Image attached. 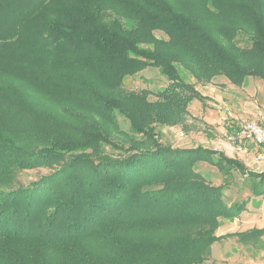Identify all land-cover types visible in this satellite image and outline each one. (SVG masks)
<instances>
[{
    "label": "trees",
    "instance_id": "trees-1",
    "mask_svg": "<svg viewBox=\"0 0 264 264\" xmlns=\"http://www.w3.org/2000/svg\"><path fill=\"white\" fill-rule=\"evenodd\" d=\"M148 67L171 81L154 99L124 89ZM220 76L264 84V0H0V264L207 262L220 222L245 209L194 168L213 151L166 147L158 127L181 123L199 82ZM32 92L122 117L142 139L95 119L75 128ZM42 166L51 173L17 185Z\"/></svg>",
    "mask_w": 264,
    "mask_h": 264
},
{
    "label": "rangeland",
    "instance_id": "rangeland-1",
    "mask_svg": "<svg viewBox=\"0 0 264 264\" xmlns=\"http://www.w3.org/2000/svg\"><path fill=\"white\" fill-rule=\"evenodd\" d=\"M190 7L199 9V12L195 10L194 14L199 24L203 25L212 37H216L229 47V42L219 34L217 21L213 15L209 14L199 1H193ZM131 26L132 23L127 22V27ZM155 35L161 40L166 39L162 33L156 32ZM144 48L151 51L155 46H144ZM160 49L164 50L166 47L161 46ZM170 82L161 68L148 67L139 74L128 77L124 89L136 93L147 92L151 94L150 99H154L153 94ZM245 83L244 88L237 87L223 76L209 81L201 80L197 90L203 101L194 100L189 104L191 112L186 116H179L178 119H182L181 123H173L174 125L170 127H158L161 143L166 147L174 150L213 151V161L219 162L218 165L210 161H202L194 168L214 185H224L226 201L229 205H242L245 209L236 218L224 219L220 222L216 236L225 238L211 245L207 253L208 261L203 264H264V168L255 163V156L244 157L243 154L246 153L239 150L240 146L245 147V143L252 141L241 138L234 140L228 136V133H224V129L234 126L228 110L234 112V108L246 107L250 111L264 113L263 82L254 77H247ZM228 85L233 88L229 90ZM226 92L234 96L238 95L236 103L230 102L227 107L213 99L225 98ZM32 95L37 105L43 106L45 113L70 123L75 128H84L95 119L111 131L113 138L124 141L131 138L138 142L142 139V136L122 117H119L115 124L113 121H107L105 116L85 110L83 106L79 108L77 104H69L65 108L57 105L56 101L41 97L34 92ZM243 104L245 106H242ZM233 105L237 106L230 108ZM171 111L168 110L169 113ZM175 114L177 116L179 113ZM241 118L239 114V119ZM216 124L219 127L214 126ZM50 173V168L45 166L22 172L18 176L17 185H28Z\"/></svg>",
    "mask_w": 264,
    "mask_h": 264
},
{
    "label": "crops",
    "instance_id": "crops-1",
    "mask_svg": "<svg viewBox=\"0 0 264 264\" xmlns=\"http://www.w3.org/2000/svg\"><path fill=\"white\" fill-rule=\"evenodd\" d=\"M245 85H246V83L244 82L242 88H244ZM227 88L230 90L231 88H233V86L229 87V85H228ZM231 91L235 92L233 90H231ZM225 95H226L225 98L224 97H219L220 99L219 98L218 99L217 98H213V99H214L215 102H218V103H221V104H225L226 107H227V104H229L230 102L231 103H236L235 100L238 99V95L234 96V95H232V93H228V92H226ZM236 106L237 105H233L232 107H230V106L229 107L233 109V107H236ZM242 106H245V105L243 104ZM235 109L236 108L233 109L234 112H231V110L229 112V110H228V113L230 115V119H232L231 121H233L234 126L227 127L226 128L227 131L224 129V131H225L224 133H228V136L233 137V138L235 136V132L240 128V126L243 123H245L247 121L256 120V119H258L260 114H262V112H255L253 110L250 111L248 108L246 109V107H242V108H239V109H236V110ZM189 111H190V109H189ZM239 114H241V117H242L241 119H239ZM214 126H218L219 127L218 124H216ZM245 148H247V153L243 154L244 157H250V158H252V156L254 157L255 152H256V147H255L254 143H252V142L245 143ZM248 160H250V159H248ZM259 167H263L264 168V164L260 165Z\"/></svg>",
    "mask_w": 264,
    "mask_h": 264
},
{
    "label": "built area",
    "instance_id": "built-area-1",
    "mask_svg": "<svg viewBox=\"0 0 264 264\" xmlns=\"http://www.w3.org/2000/svg\"><path fill=\"white\" fill-rule=\"evenodd\" d=\"M238 138L252 141L256 147L255 163L258 165L264 164V113L260 114L256 120L243 123L235 132L233 139ZM239 150L247 153V148L245 147L240 146Z\"/></svg>",
    "mask_w": 264,
    "mask_h": 264
}]
</instances>
